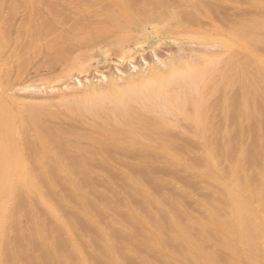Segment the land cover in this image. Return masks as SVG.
Here are the masks:
<instances>
[{
  "label": "rangeland",
  "instance_id": "374dc122",
  "mask_svg": "<svg viewBox=\"0 0 264 264\" xmlns=\"http://www.w3.org/2000/svg\"><path fill=\"white\" fill-rule=\"evenodd\" d=\"M211 1L214 2L215 5L214 3L213 5L210 4L212 3ZM261 1L263 2L262 4ZM261 1L260 0L258 1L257 0H222V1L200 0V3L196 4L197 7L194 6L193 9L187 8L185 9L186 11L183 9V11H180L182 13H179L180 16L179 14L177 16V19L184 25L182 26L184 27V30L187 28L192 29V34H194V32L197 30L198 36L196 34L197 32L196 31L195 34L193 35L194 37L188 38V40H186L187 42L182 43L181 45L178 43L172 44L173 46L171 44L156 43L153 46H148L149 48L145 50L146 52L144 51L135 52L132 54L131 57L125 58V61L117 63L114 62L113 59L106 60V58L117 56L119 54L118 52H120L122 49L121 46L127 45L128 43L131 42H136L135 44H137L138 42L137 39L134 37V35H131L128 32L126 33L122 32V30L119 29V27L117 26L112 28L109 27L106 28L107 26L110 25V22L103 17V14L99 15L98 13H96V15L94 14L93 16H91V18H89L90 15H87L88 11L87 9L83 8L82 4L89 2V4L92 3L91 5L93 6V3L97 2V0H0V85L2 87L4 86L5 90L7 91V93H5L6 94L5 96L7 98L6 97L4 98L8 99L12 97L14 101H16L14 102L15 105L17 102L27 104V100L29 102L37 101L39 102L38 104L42 103V105H40L41 107L38 104H37L38 107L36 106L38 109L40 108V110L43 109L44 111H52V109H57L60 112H63L62 116L64 117L58 116L52 119L48 118L49 120L47 119V121L50 122L52 125L57 124L56 126H61V127L63 126L66 130L68 127L69 130L73 129V131H80V130L85 131L88 133L89 138L91 137L106 138L107 136H109L108 134H102L97 129L90 127L84 121H78L79 119H77V117L74 114L66 111L64 105H62L61 103L59 104L57 100L60 97H65L66 95L70 96L80 92L86 85H90V84H94L95 86L105 85L109 77L114 78L118 82H122L123 77L127 73L133 74L140 68L144 69L149 63L153 61H155L154 63L159 64L160 59L167 58L172 53L179 54L178 56H185L186 55L185 53H191L194 50L199 51L201 50V48L202 50H204V52H209L213 54L223 52L224 48L220 43V41H218L217 38L210 37L212 35L209 36V34H215L216 32L220 33V31L226 32L228 27L229 29L227 31H229L233 27L237 26L240 20L248 21L250 17H255V16L257 17V19H259L258 17L262 15H260L257 11H260V9H261L260 13L262 12L264 16V0ZM203 4L208 5V7L204 6ZM194 9L196 10V14ZM239 9L244 10L243 11L244 14H242V12ZM204 10L206 11V15H204L205 14ZM98 12L101 13L102 11L100 10ZM186 12L189 13L184 14ZM198 12L202 14V17L201 15H199ZM238 12H241V14ZM30 14L32 17L30 16ZM203 15L207 21L203 19L204 18ZM181 16L182 17L184 16L187 20L185 18L182 19ZM197 16H199L200 18L199 17L197 18ZM241 17L242 18L244 17V19H242ZM209 18L210 21L208 20ZM95 19L99 20L103 25H106L105 28L103 27L105 30H101L98 34H92L88 36L86 35L79 38L72 33L71 28L73 26L79 29H84V28L90 29L89 25L91 22H94ZM199 19L200 20L203 19L204 21L203 20L202 21L205 23L203 24V22L199 21ZM78 20L80 23L78 22ZM188 20L191 21L190 22L191 24L189 23ZM72 21L73 23H71ZM216 21H218L219 24ZM234 21H236L237 23ZM29 22L33 24H30ZM48 22L50 23L49 25L52 24L55 26V31L57 30L56 32L54 31L55 33L54 32L51 33L52 31L50 30L51 29L53 30V28L52 25L51 26L47 25ZM28 24L30 25L26 26ZM199 24H202L203 26H200ZM220 24H222L221 27H219ZM231 24H233V26H231ZM46 25L51 28L47 29ZM185 25H187V27H185ZM189 25L191 26L189 27ZM192 25L195 26L193 27ZM208 25H210L209 26L210 29L209 28L207 29ZM223 25L227 29H225ZM196 26L197 27L200 26V27L197 28ZM182 27L181 29H183ZM193 28L195 30H193ZM256 28L257 27L253 26V28L251 29L252 32L255 31L254 33L250 32V30L249 31L247 30L248 31L247 34V31H245L247 35L246 41H250L248 40L249 36H250L249 39H251L252 41V42L250 41V43L246 42L248 45L247 47H249L250 44L253 45L254 43V45H256V48L258 50L256 48H254L256 50L252 48L254 47V45L253 46L250 45L249 47L250 50L264 56V33L261 31L264 30V27L260 29L259 28L256 29ZM200 29L202 30L206 29L204 32L202 31L205 34V36L202 32H200L201 31ZM35 33H38L36 34L38 38H36ZM58 33L59 35H61L60 37L62 40L58 38L59 37V35H57ZM121 33L127 34L125 36V40H124L125 42H122L123 45H119L116 43L113 44L112 42L110 43L111 46L109 44L107 46L108 48L105 47L104 50L103 49L98 50L97 48L92 47V45L96 42L95 39H97L98 41L101 40V38L103 39L106 37V39H108L109 42H111L113 38L114 39L116 38V36L122 35ZM52 34L55 36V38H53ZM50 35H52L53 39L49 38L51 37ZM63 35L65 38L62 37ZM65 35L66 36L68 35V37H66ZM73 36L75 38H73ZM127 36L129 38H127ZM253 37L256 39V40L254 39L255 41L253 40ZM45 38H48L47 41L51 40L52 43L55 40L58 41L54 42L53 44L51 43V45H46L44 43L46 42V40H44ZM127 39L129 42L127 41ZM22 40L25 41L23 42ZM201 41L203 42V44ZM19 42L20 43L22 42L21 48H19ZM213 42L216 43L214 44ZM33 43H35V46H33ZM39 44L40 47L38 46ZM51 46L52 49L49 48ZM118 47L120 50L118 49ZM182 48L184 49V52H182ZM52 50L54 51L52 52ZM57 50H59L60 52ZM76 50H79L77 51L78 53L76 52ZM85 50L88 51L89 53L86 52ZM100 50L103 51L101 52ZM105 51L108 56L105 55ZM82 53H84V55ZM96 53H99L101 56L99 54L98 56ZM180 53L182 54L180 55ZM10 55H11V59L9 58ZM73 55L75 56L73 57ZM78 55L80 57H78ZM69 57H73V58H70L71 64H69L68 66L66 64L69 63V61L67 60ZM238 57L240 58L242 56L239 55ZM74 58L75 60H77V58L78 59L81 58V59L77 60L78 62L73 63L72 61ZM243 60L245 61L242 64V69H241L242 76H240V79H244L245 82L244 84L242 82L243 80L240 81L241 84L242 83L244 84V86L243 85L241 86L243 88L240 89L239 86L240 79L234 76V71L232 70L235 69L233 67L230 69V72L234 78L233 79L234 85L231 82L230 84L231 89L229 88L228 95H230L229 93H233V94H231L228 97L229 99L228 107L226 109H221L218 106V101H214V103L216 102V108H214L213 111L210 112L211 113L210 121L212 125L211 128L213 129L210 131L211 141L206 142L208 143L207 144L208 148L205 146L204 142H202L198 138V136H196V129L194 125L188 119L183 117L181 114H178V116H176L178 118L177 121L175 117H170L169 119L167 118V120L169 121L165 119L159 121L154 119L152 117L153 116L152 114L146 113L144 115V119L145 117H147L148 119L150 118L149 119L150 121L147 118L145 120L148 122V125L149 126L152 125V127L155 129L154 131L157 132V133H153L154 131L149 130L150 131L148 133L150 137L149 141H146L145 138L142 137L143 135L141 134V132L136 131L135 129L132 133L129 132V134L115 136V138L118 137V139L124 140V138L126 139L130 135L129 137L130 140H128L127 142H115L114 141L115 138L113 137L114 140L107 141L101 139V141L97 143L88 138H77L72 134L69 136V138L73 143L70 142V144L72 145L66 144L65 148L67 149L68 153L70 152L68 154L69 157L73 159L76 157V160L79 158L78 162L84 165L85 168H83L82 166L83 172L80 174V179L81 178L83 179H81V181L79 182H81L82 184L86 183L85 187H83L82 185L81 187L83 189L85 188V190L87 187V190L88 191L91 190L92 194L84 195L83 198H79V195L75 192V190H71V189L69 190L68 184H65L64 181H61L63 180V177L60 173L58 174L44 173L41 179H44V182H47L50 180L57 181L59 178L58 180L59 182L55 181L50 187L51 189H49V187L48 189H46V190H50L48 194L49 196L51 195L50 196L51 198L53 196V199H55L53 201H57V198H59L62 201L61 202L62 204L59 206L63 207V209H60L61 207H59V209L65 213L62 214L61 211L59 212L66 219L70 217V220L73 223L76 222V219L72 217L73 215L76 216V218L83 223L82 227L78 226L77 229L75 230L77 234L79 235L83 234V229L84 230H87V228L91 229L88 232H90L92 236L95 237V243H98V245L94 246L96 250H94V248L91 246L92 244H90L87 239L82 240L83 242L82 244H80L81 247H84L82 248L83 251L86 249L84 251L86 252L85 254L87 255L86 257L88 258V255L89 257H91L88 258L91 262L94 263L96 261L97 264L99 262L101 264H114L111 256L113 257V255L117 253L116 251L117 248L115 247L114 244L116 242H119L122 245L121 251L123 252L122 255H123L124 263L126 262L125 264H132L133 261H134L133 264H194L192 263L189 253L192 252L194 254L195 250L192 247L189 248L188 243L183 238V235H186L188 233L187 232L188 230L185 227L186 226L195 227L196 229L195 228L193 229H195L194 231L197 232L198 225H196L195 222L196 223L203 222L205 219L202 217L206 216V213L203 211L202 205L208 204L211 206L214 205L213 206L214 208L215 206L219 207L218 209L221 210L220 212H222L221 213L222 216L227 215L229 212L228 211L229 201L227 200L225 195L222 194L221 191L222 189L217 184L215 185H217L220 189L215 185H211L205 181L206 180L208 181L210 178L221 179L227 177V175H229L230 172L233 170L231 169L232 167L229 164L232 162L234 163L239 147H242L244 150L247 149L245 151L243 150L244 151L243 156L240 160L241 164L239 163L240 167L247 173L248 180L251 177L249 173L254 174L258 180V182L256 181V179L251 180L253 178L251 177V179L249 180L250 186L255 187L256 183H257L256 186H258L261 183V181L262 182L264 181V176L262 178L258 176V171L260 169H262L264 175V163H263L264 142H262L264 140H262L263 138H261L262 135L264 137L263 134L264 120L262 119L263 114L260 113L261 110L264 111V95H263L264 87L260 83V81L264 82V80H262L264 79L262 78V76L264 75L261 76L260 80L258 79V77H260L259 74L261 75V73L262 74L264 73L262 71L261 73H259L260 71L257 68H255L257 65L255 62L253 63L254 60H252V57L250 58V56H245ZM79 61L83 64V66H85L82 69L76 68L80 63ZM72 64H74L73 66L75 65L76 66L75 68L71 69L72 66L70 65ZM244 65H246V67L248 68L249 73L247 72V68ZM215 66L216 67L220 66V62H218ZM62 70H64L63 71L64 75L60 76L61 75L60 72H62ZM251 72L254 74H251ZM246 74L248 75L247 78H246L247 76ZM250 74L253 76H251ZM254 75H256L257 77L256 76L254 77ZM67 76L70 78H68ZM248 78H250L249 80L252 81L253 85L255 84L254 85L255 88L253 87V85H251ZM257 79L259 80L258 85L256 83L258 81ZM236 80L238 81V83ZM232 85L234 86L235 89H233ZM245 85L248 86L251 85L250 86L251 91L248 90V86L246 87L247 89L246 90ZM240 91H242L243 93H248L247 91H249L248 95L249 98H251L249 99L250 100L249 107H251V109L249 108L248 110L249 112L248 115L250 114L251 117L248 116L247 119L244 118V114H242L241 112L242 108L239 105L240 94H242V92ZM253 91L254 92L257 91L258 95L259 96L261 95L262 98H260L257 95V92L254 93ZM253 94L254 95L256 94L258 99H256V97H254ZM235 96L237 97L235 98ZM48 99H50L51 101V102L48 101V104L49 103L51 104L52 107L51 109H49L50 104L48 106L47 103H45ZM230 99H232V101ZM253 99L254 102H252ZM55 100L58 102L57 105ZM255 100H257L256 106L254 105V103L256 102ZM258 100L260 101L261 105H259ZM29 102L28 104H32ZM35 103L33 104L34 106L36 105ZM233 104L234 105L236 104V106H234ZM58 105H62V106H58ZM261 106H263V108H259ZM228 110L229 111L232 110L234 111V113L231 111L229 112ZM254 114L256 117V121L254 120L255 117H253ZM234 117L235 120L237 121L236 126L235 123H233L235 121ZM88 118L91 117L88 116ZM249 118H252L254 120L252 122H254V125L256 127H253V129H249L253 124L251 123V125H248ZM260 121H263L262 122L263 126L260 124ZM157 122H159V124ZM164 122L166 125L164 124ZM243 122L245 124L244 127L241 126ZM226 126L228 127V130ZM234 126L237 127V130L236 128H234ZM113 128H115L118 131H124V129L119 126H115ZM186 129H189L191 132ZM161 130L162 131L164 130L165 132L163 133ZM242 130L247 133L246 135L245 132H243V134L246 135L247 139L245 138L244 135H242ZM261 130L262 132L260 133ZM225 132L226 134H224ZM222 133L226 136H224ZM252 133L254 135H251L250 137V134ZM156 136L157 137L164 136L163 141L161 140V138H157ZM29 140L31 141V139ZM235 142L237 144H235ZM231 144L234 145L235 147L232 146ZM25 146H28V148H26ZM29 148L32 149V151L31 150L29 151ZM36 148L37 145L35 144V142H26V143L23 142V152H25L30 158L34 153L37 152ZM115 148H117L118 150ZM26 149H28L30 153ZM205 149H210L208 151H210V155L212 156L213 162L203 153V150ZM47 150L48 151L52 150L51 144L47 145ZM247 154H248V158L250 157L249 158L250 160L247 158ZM154 155L156 157H154ZM225 156L228 158L229 162L225 160L226 158ZM231 156H233V158ZM250 166L252 169H250ZM55 176L56 179L50 178V177L55 178ZM111 179H113V181ZM199 180H202V183ZM60 183H62V187L64 186L63 189L67 188L66 190L70 194L68 199L63 198V195L61 193V190L63 189H61V186H59ZM204 184H207L208 187ZM201 186H203V188ZM240 194L243 195V192H241ZM213 195L216 197V199L218 197L219 201L214 200L215 198L213 197ZM18 197L20 199L18 201H20L21 202L20 204L23 205L22 207L19 206L20 208H18L19 210H17L16 212V216L19 214L15 218V220L17 219L16 224L20 228L25 226L26 230L29 232L28 235L30 236H27L26 240H24L25 236L23 234H21L20 236L21 245L24 246V251H25L24 253L26 256L25 259L26 261H22L21 254H18L16 250H14L15 246L13 245V243H15L14 241L15 237L13 236L15 234L13 233V231L10 230L6 232L8 235L5 233L6 245L9 247V250L12 254L13 262H15L14 264H42V260H41L42 252L44 253V255L47 256V261L50 264H57V260L54 257L55 247L53 246V242L55 240H52V242H49L47 240L46 234L39 227L40 221L36 218H33L32 214H30L28 208L29 206L27 205V202L30 204L31 200L27 198H23L21 200V197H23L21 195H18ZM242 197H244V195ZM250 198H251L250 202H252V206L257 204L256 201H258V199L255 195L250 196ZM25 199H27L28 201ZM99 199L101 200V202L99 201ZM205 201L210 202V204L205 203ZM142 204L144 205V207L142 206ZM23 206L25 209L23 208ZM79 206H81L84 211H82V209H80ZM217 207L215 208L216 210ZM21 208L24 209L25 212ZM40 208L41 207L37 204L36 206H34V210L37 215H39L40 213L43 214L44 212ZM85 210L86 212L88 211V213L85 214ZM68 213L71 214L69 215ZM111 218H114L116 221L114 225L113 223H111ZM101 219L104 222H106V226L102 224L103 222ZM185 220H192L194 221V223L189 221L186 222ZM27 222L30 224H27ZM207 225L208 227L205 228L207 230L209 229L212 232V235H209L211 233L207 234L209 231L205 232L207 237L206 239L202 238L200 240L203 243V244L202 243L199 244L200 246L202 245L203 248L213 250L214 254L217 251L218 252L217 257H219L218 260L221 258V260L219 261L223 260V262H225L224 260L227 259L226 261L228 262L227 264L229 263L250 264L248 259L246 258V255L244 254L242 245L236 243V231L230 230V232L226 234L216 226H210L209 224ZM60 231H62L61 233L62 235L61 236L59 235L60 236L59 238L60 240L62 239L61 241H63L62 242L63 246L68 247L69 242L67 240V237L62 229H58V233ZM213 235H215L214 237L219 238V239L216 238L217 240L220 241L224 240L225 243L233 244L234 245L233 247H235V249L233 248L235 253L233 252L234 254L232 255L231 251L225 245V243L223 244L220 241L217 242V240L213 237ZM115 238L117 239V241ZM35 240L36 243L34 244ZM77 240L79 241L81 240V238H78ZM112 240L114 241L112 242ZM205 243H207L208 245L210 244V247L209 246L206 247L207 244L205 245ZM194 244L196 245V247L198 246L197 242H195ZM101 248L103 252L106 254L105 256L107 257H105L103 253H101L102 251ZM253 252H255V254ZM249 253L250 256L252 255L251 257L254 256V259H256L258 264H261V261L264 259V254H263L264 250L260 247L259 242L255 243L254 247L252 248V252ZM72 254L73 253H71V256ZM226 255L228 258L226 257ZM72 258H74V256H72ZM107 258L109 261L107 260ZM99 260H102L103 263L102 261ZM218 260L215 258L214 262L216 264H221L222 262L220 263ZM233 261H235V263ZM226 262L224 264H226ZM7 264H12V263L8 261Z\"/></svg>",
  "mask_w": 264,
  "mask_h": 264
},
{
  "label": "bare ground",
  "instance_id": "6f19581e",
  "mask_svg": "<svg viewBox=\"0 0 264 264\" xmlns=\"http://www.w3.org/2000/svg\"><path fill=\"white\" fill-rule=\"evenodd\" d=\"M201 1H203V0H201ZM197 3H200V0H196V1L195 0H97V2L93 3V6L91 5L92 3L89 4V2H86V3H83L82 6L84 9H87V11H88L87 15H90L89 18H91V16H93L94 14L96 15V13H98L99 15L103 14V17L110 22V25L106 27V25H103L99 20L95 19L94 22L90 23V25H89L90 29H86V28L79 29V28L73 26L71 28V30H72V33L76 37L79 38V37H83L86 35L88 36V35H92V34H98L101 30H105L104 29L105 27L106 28H108V27L112 28V27L117 26V27H119V29L122 30V32H125V33L128 32L129 34L134 35V37L137 39V42L139 44L138 43L135 44L136 42L128 43L127 45L121 46L122 49L120 52L116 51L119 53L117 56L106 58V60L113 59L114 62L120 63V62L125 61V58L131 57L132 54L135 52H141V51L146 52L145 50H147L149 48L148 46H153L156 43L171 44V45L174 43H178L181 45L182 43H186L187 42L186 40H188V38L194 37L193 35L195 34V32L197 30L194 32V34H192V29L187 28L184 30V27H182L184 25L177 19V16L179 13H182L180 11H183V9L184 10L187 8L193 9L194 6L197 7V5H196ZM213 3L214 2H212L210 4L213 5ZM262 3L263 2L261 1V4ZM201 4H202V2H201ZM214 5H215V3H214ZM204 6L208 7V5H204ZM99 9L102 11L101 13L98 12V11H100ZM239 10L242 12V14H244V12H243L244 10H241V9H239ZM194 11L196 14L195 9H194ZM253 11H254V9H253ZM260 11H261V9H260ZM260 11H257L260 15H262V16L258 17L259 19H257V17L255 16V17H250V19L248 21L240 20L238 25L233 27L232 29L230 28L231 30H229V31H227L229 29V27L227 29L223 25L225 27V29H227L226 32L220 31V33L216 32L215 34H209V36L212 35L210 37L217 38V40L220 41V43L222 44V46L224 48L223 52L213 54V53H209V52H204V50H202V48H201V50H199V51L194 50L191 53H185L186 54L185 56H178L179 54H173L172 53L167 58L160 59L159 64H156V63H154L155 61H153V62L149 63L144 69L140 68L133 74L127 73L123 77L122 82H118L114 78L109 77V79L106 81L105 85H99V86H95L94 84L86 85V86H84V88L80 92L73 94V95H70V96L66 95L65 97H60L57 100L59 102V104L61 103L62 105H64L66 111L74 114L77 117V119H79L78 121H84L90 127L97 129L100 133L108 134L109 136H107L106 138H103V137H99V138L91 137V138H89L88 133L85 131H82V130L73 131V129L69 130L68 127L66 130L63 126L62 127L56 126L57 124L52 125L50 122L47 121V119L48 118L52 119V118H55L58 116L64 117V116H62L63 112H60L57 109H52V111H44L43 109L40 110V108L38 109L37 107H38V105L39 106L42 105V103L38 104L39 102H37V101H35L36 102L35 103L33 101L29 102L27 100V104L17 102L15 105L14 102H16V101H14V99L12 97L9 96L10 98L6 99L7 97L5 96L6 95L5 93H7V91L5 90L4 86L2 87L0 85V264H2L4 262L7 264L8 261L11 262L12 264L15 263V262H13V257H12L10 250H9V247L6 245L5 233L8 232V230L13 231V233L15 234V235L13 234L14 236L12 235L13 237H15L14 238L15 243H13V245L15 246L14 250H16V252L18 254H21L22 261H26L25 260L26 256L24 253L25 252L24 246L21 245V241H20L21 237L20 236H21V234H23L25 236L24 240H26V237L30 236V235H28L29 232L26 230L25 226L21 227V228H23V229H21L16 224L17 219L15 220V218L19 215L18 214L16 216V212H17V210H19L18 209V208H20L19 206L22 207V205H23V204H20L21 203L20 201H18V200H20L18 195L23 196V197H21V200L23 198H27V199L31 200L30 204L27 202V205L29 206L28 208H29L30 214H32L33 218H36L40 221L39 227L46 234L47 240L49 242H52V240H55L53 242V246L55 247L54 257L57 260V264H92L93 262H91L88 259L91 257H89V255H88V258H87L86 257L87 255H85L86 252H84V251L86 249L83 251L82 248H84V247H81V245H80V244H82V242H83L82 240H84V239H87L88 242L90 244H92L91 246L93 248L95 245H98V243H95V237H93L92 234L90 232H88L91 229H89V228H87V230L83 229L84 235L83 234H80V235L77 234V232L75 230L77 229L78 226L82 227L83 223L79 219H77L76 216H74V215L72 217H74L76 219L75 223H73L70 220V217L66 219L63 215H61V213L59 211H61L60 209H63V207H61L59 205L62 204L61 203L62 201L57 197H56L57 201H53V200H55V199H53V196L51 198L50 197L51 195L49 196V194H48L50 190H46V189H48V187H49V189H51L50 187L52 186V184L56 180H54V181L50 180V181L44 182V179H41V177H43L44 173H49V174L60 173L63 177V180H61V181H64L65 184H68L69 190L70 189L75 190V192L79 195V198H83L84 195L92 194L91 190L90 191L87 190V187H86L87 191L85 190V188L83 189L81 187V185L83 187H85L86 183L82 184L81 182H79V181H81V179H83V178L80 179V174L83 172L82 166H83V168H85L84 165L82 163H79L78 162L79 158L76 160V157L73 154L72 155L75 157L74 159L69 157L68 154L70 152L68 153L67 149L65 148L66 144L69 145L70 142H72L71 139L69 138V136L72 134L73 136H75L77 138H88L94 142L99 143L101 141V139L111 141V140H114L113 137L115 138V136L129 134V132L132 133L135 129L136 131L141 132V134L143 135L142 137L145 138L146 141H149L150 140V137L148 135V133L150 132L149 130L154 131L155 129L152 127V125H150V126L148 125V122L145 120L147 117H145V119H144V115L146 113L152 114L153 115L152 117L156 120H159V121H161L162 119L167 120V118L169 119L170 117H175V119L177 121L178 118L176 116H178V114H181L183 117L188 119L194 125V127L196 129V136H198V138L202 142H204L205 146L208 148V146H207L208 143H206V142L211 141L210 140V131L213 129V128H211L212 125H211V121H210V114H211L210 112L213 111L214 108H216V102L214 103V101H218V106L221 109H226L228 107V101H229L228 97L231 94H233V93H229L230 95H228V90L230 88V84H231V82L233 83V79H234L233 76L231 75L230 69L234 67L235 70H232V71H234V76H236V77H238V79H240V76H242V74H241L242 64L245 61L243 59L245 58V56H250V58L252 57V60H254L253 63L255 62L257 65L256 67L255 66L254 67L260 71L259 73H261V71L264 73V56L250 50L249 47L251 44L249 45V47H247L248 45L246 42L250 43L251 39H249L250 38V36H249L248 40H250V41H246L247 35L245 33V31H247V30L248 31L250 30V32H252L251 29L253 28V26L257 27L256 29H258V28L260 29V28L264 27V16H263L262 12L260 13ZM207 12H208V9H207ZM241 12H238V13L241 14ZM187 13H189V12H186L184 14H187ZM190 14H191V12H190ZM199 15H201V17H202V14L199 13ZM204 15H206V11H205ZM204 15H203V17H204ZM30 16H31V14H30ZM179 16H180V14H179ZM198 17L199 16H197V18ZM236 17H238V16H236ZM183 18H185V17L183 16L182 19ZM206 18H208V17H206ZM87 19H88V17H87ZM203 19H205V17ZM242 19H244V17ZM202 20L199 19V21L203 22L204 20L203 21ZM208 20L210 21V18ZM188 21H189V23L191 22L190 20H188ZM213 21H215V20H213ZM228 21H231V20H228ZM78 22H79V20H78ZM216 22H218V21H216ZM234 22H236V21H234ZM29 23L33 24L31 22H29ZM71 23H73V21ZM204 23L205 22H203V24ZM30 24H28L26 26H29ZM49 24L50 23L48 22L47 25H49ZM75 24H76V22H75ZM210 24H212V23H210ZM218 24H219V22H218ZM255 24H257V25H255ZM51 25H49V26H51ZM87 25H88V23H87ZM199 25L203 26L202 24H199ZM221 25L222 24H220L219 27H221ZM69 26H71V25H69ZM190 26L191 25H189V27ZM209 26L210 25H208L207 29L209 28ZM211 26H213V25H211ZM231 26H233V24H231ZM181 27L183 29H181ZM185 27H187V25H185ZM196 27H195V29H196ZM199 27H197V28H199ZM48 28H51V27L47 26V29ZM52 28H53V30L49 29L50 31H52L51 33H53L55 31V26L52 25ZM45 29H46V27H45ZM195 29L193 28V30H195ZM200 30H201L200 32H202V31L204 32L206 29H204V30L200 29ZM248 31H247V34H248ZM261 31L264 33V30H261ZM104 32H106V31H104ZM254 32H252V33H254ZM197 33H198V31L196 32V34ZM202 33H200V34H202ZM36 34H38V33H35V35ZM47 35H49V34H47ZM52 35H50L51 37H49V38H52ZM57 35H59V33ZM126 35L127 34H122L120 36H116L115 39L113 38L114 40L113 39H112V41L110 40L111 42H109V40L106 39V37L103 39L101 38V40H98V41H97V39H95L96 42L92 45V47L97 48L98 50L99 49L104 50V48L107 47L112 42H113V44L116 43L119 45H123L122 42H125L124 40H125ZM206 35H208V34H206ZM60 36L61 35H59L58 38L61 39ZM197 36H198V34H197ZM204 36H205V34H204ZM209 36H207V37H209ZM62 37L65 38L64 35ZM66 37H68V35ZM36 38H38L37 35H36ZM53 38H55L54 35H53ZM73 38H75V37L73 36ZM127 38H129V37L127 36ZM47 39L48 38L44 39V40H46V42H44V43L46 45H51V43H52L51 40L47 41ZM254 39L255 38L253 37V40ZM22 41L24 42L25 40H22ZM36 41H39V40H36ZM56 41H58V40H55L54 42H56ZM127 41H128V39H127ZM191 43H190V45H191ZM213 43L215 44L216 42H213ZM20 44H21V46H20ZM202 44H203V42H202ZM253 45H254V43H253ZM253 45H251V46H253ZM33 46H35V43H33ZM38 46L40 47V44ZM110 46H111V44H110ZM21 47H22V42L21 43L19 42V48H21ZM49 48L52 49V46ZM206 48H207V46H206ZM252 48L253 49L256 48V45H254V47H252ZM118 49H119V47H118ZM256 49H254V50H256ZM53 51L54 50H52V52ZM57 51H59V50H57ZM77 51H79V50H76V52ZM93 51H94V49H93ZM65 52H67V51H65ZM86 52H88V51H86ZM182 52H184L183 48H182ZM79 54H80V52H79ZM82 54L84 55V53H82ZM96 54L98 55L99 53H96ZM181 54L182 53H180V55ZM105 55H107L106 51H105ZM239 55L242 57L239 58L238 57ZM74 56L75 55H73V57ZM73 57H69L67 59L69 61V63L66 62L67 63L66 65L69 66V64H71L70 58H73ZM78 57H80V56L78 55ZM82 57H84V56H82ZM9 58L11 59V55L9 56ZM79 59H81V58H79ZM79 59L77 58V60H79ZM90 59H91V57H90ZM77 60H75V58H74L72 62L76 63V62H78ZM218 62H220V66L216 67L215 65ZM21 63H23V62H21ZM83 63H85V62H83ZM73 65L74 64L70 65V66H72L71 69L75 68V66H76V65L75 66H73ZM244 66L246 67V65H244ZM83 67H85V66H83V64L80 62L76 68L82 69ZM235 67H237V68H235ZM68 68H70V67H68ZM63 71L64 70H62V72H60V74H61L60 76L64 75ZM248 71L249 70L247 68V72ZM257 73H258V71H257ZM80 74H82V73H80ZM121 74H123V73H121ZM251 74H254V73L251 72ZM262 75H264V74H262V73H261V75L259 74V76H260V77H258L259 80H260ZM45 76H43V77H45ZM251 76H253V75H251ZM255 76L256 75H254V77ZM247 77H248V75L246 76V78ZM68 78H70V77H68ZM262 78H264V76H262ZM249 79L250 78H248V80ZM259 80L256 82L257 85L259 83ZM262 80H264V79H262ZM99 81H101V80H99ZM240 81H242L244 84H245V82H244V79L239 80V84H240L239 86L241 89V88H243L241 86L242 85L244 86V84L243 83L241 84ZM249 81H250L251 85H253L252 81L251 80H249ZM237 83H238V81H237ZM260 83L264 87V82L260 81ZM247 84H249V83H247ZM233 85H234V83H233ZM254 85H253V87L255 88ZM247 86L248 85H245V89ZM250 86H248V90L251 91ZM51 89H52V87H51ZM233 89H235L234 86H233ZM259 89H260V87H259ZM240 92H242V91H240ZM247 92L248 93L242 92V94H240V99H239V105L242 108L241 112H242V114H244L245 119H247L248 116L251 117L250 114L248 115V113H249L248 110H249V108L251 109V107H249V101H250L249 99H251V98H249V95H248L249 91H247ZM256 92L257 91H255L254 93H256ZM234 95H235V93H234ZM257 95H258V92H257ZM263 95H264V93H263ZM253 96L256 97V99H258L256 94L255 95L253 94ZM4 97H6V98H4ZM236 97L237 96H235V98ZM259 97L262 98L261 95ZM230 100L232 101V99H230ZM48 101L51 102L50 99H48L45 103H47V105L49 106L50 103L48 104ZM57 101H56V105L58 104ZM255 101L256 102L254 103V105L256 106L257 100H255ZM28 102L32 103V104H28ZM237 102H235V103H237ZM252 102H254V99ZM258 102H259V105H261L259 100H258ZM34 103L36 104L35 106L33 105ZM62 105H58V106H62ZM234 106H236V104ZM51 108L52 107L50 104L49 109H51ZM259 108H263V106H261ZM232 109H234V108H232ZM230 111L234 113V111H232V110H230ZM263 112H264L263 110L260 111V113L263 114L262 119L264 120V113ZM238 114H239V112H238ZM88 116H90L91 118H88ZM148 117H151V116H148ZM253 117H255V114L253 115ZM94 119H96V120H94ZM180 119H182V118H180ZM234 120H235V117H234ZM248 120H249L248 125H251V123H253L251 125V128H249V129H253V127H256L254 125V122H252L254 120L256 121V117L254 118V120L252 118H249ZM167 121H169V120H167ZM235 121L233 123H235V126H236L237 121L236 122ZM262 122L263 121H260L261 125H262ZM157 123L159 124V122H157ZM169 123H171V122H169ZM162 124H163V122H162ZM164 124H165V122H164ZM229 125H227V126H229ZM115 126L122 127L124 129V131L116 130L115 128H113ZM235 126H234V128H236V130H237V127H235ZM241 126H243V127L245 126L244 122L242 123ZM260 129H263V128H260ZM186 130H189V129H186ZM227 130H228V127H227ZM162 132L164 133L165 131L163 130ZM243 132H245V131L242 130V135H244L246 138L247 133L245 132V134H246L245 135V134H243ZM261 132H262V130L260 131V133ZM153 133H157V132L154 131ZM224 134H226V132ZM263 134H264V132H263ZM251 135H254V134L253 133L250 134V137H251ZM224 136H226V135H224ZM237 136H238V134H237ZM129 137H130V135H129ZM129 137L126 139L124 138V140L118 139V137H117V138H115L114 141L115 142H127L128 140H130ZM157 138H161V140L163 141L164 136L163 137H157ZM261 138H263L262 140H264L263 135L261 136ZM29 139H31V141ZM165 139H166V137H165ZM23 142H25V143L26 142H35V144L37 145V148H36L37 152L34 153L33 155L31 154L32 155L31 158L28 157V155L25 152H23ZM262 142H264V141H262ZM46 144L47 145L51 144V149H52L51 151L47 150ZM235 144H237V143L235 142ZM70 145H72V144H70ZM262 145H263V143H262ZM75 146H77V145H75ZM228 146H229V144H228ZM232 146H234V145H232ZM25 147L28 148V146H25ZM105 149H106V147H105ZM115 149H117V148H115ZM26 150L28 151V149H26ZM30 150L32 151V149L29 148V151ZM208 150H210V149L203 150V153L208 158H210V160L213 162L212 156L210 155V151H208ZM243 150L244 149L242 147H239L234 163L232 162L229 164L232 167L231 169H233V170L230 172L229 175H227V177L221 178V179L210 178L208 181L207 180L205 181L211 185L217 184L222 189L221 190L222 194H224L225 197L227 198V200L229 201V209H228L229 212H228V214L222 216L221 215L222 212H220L221 210L218 209L219 207H217V206H215V208L217 207V210H216L213 207L214 205L213 206L208 205V204L202 205L203 211L206 213V216L202 217L205 219L203 222H199V223L195 222V224L198 225L197 232L194 231L196 229L195 227H191V226H190L191 228L189 226L185 227V228H187L188 233L186 235H183V238L188 243L189 248L192 247L195 250L194 254L192 252L189 253L191 260H192V263H194V264H216L214 262V259L216 258L218 260V258H219V257H217L218 252L216 250H215L216 253L214 254L213 250L203 248L202 245L201 246L199 245L202 243V241H200V240L202 238L206 239V237H207L205 232L209 231L207 234L211 233L209 235H212V232L209 229L207 230L205 228V227H208L207 224H209L210 226L218 227L219 229H221L226 234H228L230 232V230L236 231V243L242 245L243 250H244V254L246 255V258L248 259L249 263L250 264H258L256 259H254V256L253 257H251L252 255L250 256L249 252H252V248L254 247L255 243H257V242L260 243V247L264 250V181L263 182L261 181V183L258 186H256L257 183L255 184V187L250 186L249 180L251 179V177H253L251 180L256 179L257 182H258V180L254 174H250V173H249V175H251V177L248 180L247 173L240 167L239 163H240V160L243 156V152L247 149H245L244 151ZM257 151H258V149H257ZM127 152H129V151H127ZM159 155H157V156H159ZM227 155H228V153H227ZM245 155H246V153H245ZM154 157H156V156L154 155ZM228 157H229V155H228ZM231 157L233 158V156H231ZM226 158H225V160L228 161V158L227 159ZM247 158H248V154H247ZM54 161H56V162H54ZM84 163H85V161H84ZM247 163H248V160H247ZM263 163H264V161H263ZM197 165H199V164H197ZM249 165H251V164H249ZM257 165H259V164H257ZM250 169H252L251 166H250ZM156 172H157V170H156ZM158 172H159V170H158ZM249 172H250V170H249ZM255 173H257V172H255ZM258 176H260L261 178L264 176L262 169H260L258 171ZM194 177H196V176H194ZM254 177H256V178H254ZM50 178L56 179V176H55V178L54 177L53 178L50 177ZM58 180H59V178H58ZM111 180L113 181V179H111ZM152 180H153V178H152ZM199 181H201V183H202V180H199ZM125 185H126V183H125ZM204 185L207 186V184H204ZM217 185H215V186L218 187ZM59 186H61V189H63V187H64V186L62 187V183H60ZM201 187L203 188V186H201ZM66 189H63L64 191L61 190V193H62L64 199L65 198L68 199L69 195H70ZM208 192H210V191H208ZM241 192H243L244 197H242L243 195L240 194ZM214 195H213V197L215 199L213 197L212 198L216 201H219L218 197L216 199V197ZM252 195H255L258 199V201H256L257 204H255L253 206H252V202H250V199H251L250 196H252ZM27 199H25V200H27ZM99 201L101 202L100 199H99ZM205 203L210 204V202H208V201H205ZM36 204L41 207L40 209H42V211H44L43 214L40 212H38V213H40L44 216H42L40 214L39 215L36 214V212L34 210V206H36ZM139 205H141V204H139ZM142 206L144 207L143 204H142ZM59 207H61V208L59 209ZM23 208H24V206H23ZM79 208L82 209V211H84L81 206H79ZM24 209H22V210H24ZM138 209H139V207H138ZM215 210L217 211L218 214L216 213ZM218 211L220 212V215H219ZM24 212H25V210H24ZM63 213H65V212H62V214ZM86 213H88V211L86 212V210H85V214ZM143 214H144V212H143ZM121 215H119V216H121ZM66 216H67V214H66ZM185 221L186 222L189 221V222L194 223V221H192V220H185ZM28 222H27V224H30ZM102 222H103L102 224L106 226V222H104L103 220H102ZM111 223H113V225L116 223L114 218H111ZM84 228H85V226H84ZM193 228H195V229H193ZM58 229H62L64 231V233L67 237V240L69 242L68 247L63 246V244H62L63 241H61L62 239L60 240V238H59L62 235L61 234L62 231H60L59 232L60 234H59ZM192 229L194 232L192 231ZM33 235H31V236H33ZM214 236L215 235H213V237ZM6 237H8V236H6ZM78 238H81V240L78 241L77 240ZM214 238L219 239L218 237H214ZM113 241L114 240H112V242ZM116 241H117V239H116ZM219 241L220 240H217V242H219ZM25 242H27V241H25ZM195 242H197V245H198L197 247L194 244ZM220 242L223 244L225 243L224 240H221ZM35 243H36V240H35L34 244ZM206 244L207 243H205V245ZM114 245L117 248V250H116L117 253H115L116 255L114 254L113 257L111 256L114 264H125L126 262L124 263V259H123V255H122L123 252L121 251L122 250L121 249V247H122L121 243L116 242ZM205 245H204V247H205ZM225 245L229 248V250L231 251V253L233 255L235 253L233 250V248L235 249V247H233L234 245L230 244V243H225ZM208 246L210 247V244L209 245L207 244L206 247H208ZM94 250H96V249L94 248ZM101 250H102V248H101ZM123 250H125V249H123ZM38 252H40V251H38ZM41 252H42V250H41ZM71 253H73L72 256H74V258H72ZM101 253H103L104 256L106 255L103 252V250L101 251ZM253 253L255 254V252H253ZM14 255H15V253H14ZM90 256H91V254H90ZM105 257H107V256H105ZM144 257H145V255H144ZM226 257H227V255H226ZM41 258H42L41 259L42 264H50L47 261V256L44 255L43 252L41 253ZM107 260H108V258H107ZM126 260H127V258H126ZM219 260H221V258ZM99 261H102V260H99ZM224 261L226 262L227 259ZM133 262H132V264H133ZM219 262L220 263L222 262L221 264L225 263V262H223V260L219 261ZM233 262L235 263V261H233ZM94 263L97 264L96 261ZM102 263H103V261H102ZM227 263L228 262H226V264ZM236 263H238V262H236ZM229 264H231V263H229ZM261 264H264V259L261 261Z\"/></svg>",
  "mask_w": 264,
  "mask_h": 264
}]
</instances>
